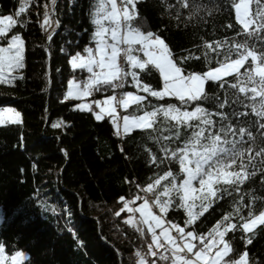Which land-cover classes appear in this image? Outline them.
Masks as SVG:
<instances>
[{
  "label": "trees",
  "instance_id": "obj_1",
  "mask_svg": "<svg viewBox=\"0 0 264 264\" xmlns=\"http://www.w3.org/2000/svg\"><path fill=\"white\" fill-rule=\"evenodd\" d=\"M20 1L0 0V16L12 15L18 21L5 34L7 38L1 39V45L6 46L13 35H20L24 41L23 79L0 82V108H13L20 114L19 123L0 127V246L7 255L27 253L24 264H134L151 234L127 224L120 197L125 202H140L149 184L156 185L152 198L174 182L178 186L183 173L178 156L172 153L184 147L192 128L177 126L176 121L159 113L151 128L118 135L109 118L97 121L92 111L74 110L77 102L65 100L68 83L84 82L88 74L72 69L69 60L78 52L86 55L85 47L94 49L91 12L104 0H30L24 12L16 16ZM239 1L139 0L134 3L136 15L129 26L159 35L184 75H203L220 67L219 62L226 64L238 58L235 51L228 55V49L237 43H254L255 50L260 51V40L248 36L251 30L259 31L258 24L244 31L235 19L234 4ZM249 1L250 17L255 19L256 13L264 10V0ZM185 3L200 5L199 11L186 8ZM46 10L53 23L42 28ZM260 37L264 39V32ZM129 69L136 72L139 85L128 75L123 93L141 96L138 103L143 108L138 110L137 103L132 104L123 110L124 115L138 117L168 103L188 111L198 106L141 92L144 85L153 91L162 89L159 72L151 65L145 69L132 67L126 60L124 71ZM253 69L248 60L239 71V82L237 74L222 80V86L220 82H207L209 100L199 106L210 112L213 120L219 121V112L226 113L235 126H239L237 121L258 120L252 107L255 103L259 110L261 98L252 91L246 75ZM253 75L258 83L259 78ZM234 83L238 84L235 89L231 87ZM240 86L248 91L240 92ZM111 94V87L101 85L100 91L91 93V99ZM217 101L225 107L219 108ZM54 123L60 126L53 128ZM235 139L239 141V136ZM256 146H260L258 138ZM248 155L245 152V158ZM256 162L254 174L238 188L217 185L215 189L222 186L221 191L191 225L185 223L187 216L178 193L171 196L173 203L164 212L166 224H178L206 240L227 216L236 228L223 237L229 244L226 260L246 255V264H264V225L249 234L241 226L246 222L241 217L247 218L249 210L254 215L264 211V166L259 157ZM238 165L239 159L230 168L239 171ZM166 172L169 175L165 176ZM223 188L228 191L223 192Z\"/></svg>",
  "mask_w": 264,
  "mask_h": 264
},
{
  "label": "snow or ice",
  "instance_id": "obj_2",
  "mask_svg": "<svg viewBox=\"0 0 264 264\" xmlns=\"http://www.w3.org/2000/svg\"><path fill=\"white\" fill-rule=\"evenodd\" d=\"M55 3V0H53ZM128 5H134V0H120L119 7L115 0H104L103 3H99L95 6V10L91 12V23L95 26V31L92 33V39L95 41V51L92 48L85 47L84 51L88 53L87 58H81L80 53H76L70 63L72 66L87 68L92 76L83 84L82 90L77 89V96H88L93 91H100L101 85H106L113 89L123 88V80L126 76L131 75L132 80L139 85L137 74L134 71L122 72L121 68L116 63L118 54L123 53L126 57L129 65L139 69H145L146 64L154 65L159 70V74L163 79V87L160 91H153L147 85H144V90L150 92L153 97L173 96L176 97L181 105H190L195 102L198 106L192 111L182 110L177 104L168 103L161 105L158 108H153L151 111H144L143 115L131 118L128 115L123 117V130L125 132L135 128H151L153 122L158 118L159 113H163L164 117H171L176 121L177 126L187 125L192 128V136L188 138L184 147L177 148L173 151V156H178L179 164L185 178L179 183L177 187L175 182L172 188L165 187L164 194L169 196V199L160 200L159 197L154 201L155 205L163 213L167 210L168 206L173 203L171 198L172 192H183L179 197L180 206L184 207L187 213L186 224L191 225L199 215L200 211H193L197 207L195 199H199V209L207 210L213 202L210 198L217 195V192L221 191V187L213 188V185H220L221 181L233 188H238L239 185L244 184L245 179L252 176L257 168L256 157L260 158V165L264 166V39H261L260 32H264V10H260L256 13L255 19L247 16V3L241 0V3L234 4L236 10V18L248 29L250 24H258L259 31L251 30L248 32V36L255 37L260 40V51L255 50L256 45L245 41L244 43L235 44L234 48L228 49V55L230 56L232 51L237 53L238 58L231 60L229 63H220V67L213 68L203 75L196 72H188L186 75H182V68L173 63L171 52L169 51L164 40L159 35H155L151 32H141L135 27H130L132 17L136 15V9L133 6L129 11ZM185 7L194 8L199 11L200 5H189L185 3ZM25 7L22 5L16 12V16H20L23 13ZM50 11L46 10L43 13V24L51 27L52 20H50ZM122 17V19H121ZM108 21V24L104 22ZM18 21L14 20L12 15L0 16V39H6L5 33L13 28ZM231 27V25H229ZM121 27L123 28L121 35ZM240 33H237L239 35ZM107 37H110L111 43ZM51 37L49 36V39ZM223 42H221L222 44ZM123 44L125 47H121ZM139 44L140 48L137 51H142L146 60H140L132 54V45ZM24 41L20 35H13L8 47H0V69L6 66L10 69L23 67V55ZM251 57L252 63L256 64L259 60L260 65L255 67L251 73H246L247 81L251 82L253 87L252 91L258 95L260 99L259 110L255 103L253 104L252 111L259 118L256 121H237L239 126H235L229 120V117L224 112H219V121L210 118L211 113L206 111L203 107H200L201 102L209 100L208 94L205 91V81H219L221 86L225 81L221 80V75H228L229 72H237V81L240 80V74L238 73L239 67L245 62V60ZM188 58H185L187 61ZM228 59V56H226ZM94 66L98 67L101 71H94ZM259 77V81L254 79V75ZM3 73L0 72V77ZM23 79V77H19ZM71 83V82H69ZM238 84H232L233 89L237 88ZM240 92H246L248 89L244 86L239 87ZM73 95L72 91H69L65 99H68ZM142 100L140 96H134L132 92H125L119 98L115 96H109L103 102L94 101L95 105L99 108L98 112H94L95 119L100 121L104 119L105 115H111L113 122L117 129L121 127L119 123H116V107L113 106V102L119 107L127 108L130 103H137L138 110L143 106L139 105V101ZM218 102V101H217ZM219 103V102H218ZM77 108L87 107L86 105H76ZM225 105L219 103V108L223 109ZM236 116H242L241 113H233ZM16 118H19V113H15ZM228 120L229 123L225 124L223 121ZM197 121L198 123L193 125L191 122ZM219 128L217 129V124ZM58 124H53L52 127H59ZM198 129V130H197ZM255 129V131H253ZM208 130V134L205 135V131ZM119 135V132H117ZM239 136V141L235 137ZM228 136H232L233 139H227ZM223 137V138H222ZM248 137V140H245ZM257 138L260 141V146H256ZM246 145V146H245ZM245 152L250 153L245 158ZM239 159V171L232 170L230 166L237 165ZM188 165H194L189 167ZM251 168L253 171L249 172ZM169 173H165V176ZM261 175H264V167L261 168ZM163 179V177H161ZM174 179V178H173ZM197 181L200 185L202 194L193 198V203H183L190 192H198L193 187L192 182ZM156 184L160 183V180L155 181ZM154 185L149 184L147 191H151ZM227 188H223V192H227ZM121 202L124 203V209H128L130 212H140L142 222L148 223V231L152 233V243L158 244L164 248L165 252H173L172 257L173 264H201L202 260L208 256L205 264H245V258L243 255L238 260L229 258L223 260L222 257L226 256L229 252V244L224 243L222 238L225 232L229 229H235L236 225L228 222L229 217L224 218L223 224H218L217 228L213 230L212 239L205 243L199 250L194 251L196 247L191 242H185L181 246L178 240H185V238H193L194 232L187 231L180 227L178 224H173L176 233H179V237L170 235L166 222L162 221V218L157 215H153L148 209V203L142 204L139 208H130L129 203L125 202L124 197H120ZM207 201V203L205 202ZM119 215V213H117ZM241 226L245 231H249L255 228L257 224L264 225V211H260L259 215H254L251 210L248 212V217ZM154 228L161 229L160 237L164 238L166 243H161L159 237L154 232ZM220 228L224 230L221 231ZM139 230V229H138ZM203 241V236L197 237ZM217 238H220V243L223 244V250L217 251L215 256H210L212 247L216 245ZM151 248V245H149ZM186 249V252L182 255L180 251ZM180 250V251H178ZM156 255V253H150ZM188 254H193V258H189ZM161 260L165 259L164 253H159ZM0 259H7L3 257V247L0 246ZM21 259V253L17 252L11 257V264H19ZM138 264H145L141 259ZM152 264H155L153 261Z\"/></svg>",
  "mask_w": 264,
  "mask_h": 264
},
{
  "label": "rangeland",
  "instance_id": "obj_3",
  "mask_svg": "<svg viewBox=\"0 0 264 264\" xmlns=\"http://www.w3.org/2000/svg\"><path fill=\"white\" fill-rule=\"evenodd\" d=\"M29 1H30V0H21V1H20V6H19V8H20L22 5L25 7V6L29 3ZM137 1H139V0H134V3L137 2ZM103 2H104V1H103ZM103 2H101V3H103ZM115 2L117 3V6L119 7L120 0H118V1L115 0ZM244 2L247 3V16H248L249 18H251V17H250V11H251L250 4H251V3H250L249 0H244ZM238 3H241V0H240ZM133 6H134V5H128V6H127V7L129 8V11H131V8H132ZM19 8H18V10H19ZM234 15H235V19H236V21L240 24V26L242 27V29H243L244 31H249V29H250V27H251V24L249 25L248 29H245V28H244V26H243V25L240 23V21H238L237 18H236V15H237V14H236L235 7H234ZM13 18H14V17H13ZM121 18H122V17H121ZM122 31H123V29H121V35H122ZM5 34H6V33H5ZM107 39L110 40V42H111L110 37H107ZM10 41H11V40H10ZM10 41L7 43L6 46H2V45H1V39H0V47H5V48L8 47ZM120 46H124V47H125V45H123V44H121ZM132 47L140 48V45H139V44H133ZM138 53L141 54V56H139V57H143L144 60L147 59L146 57H144V54H143L142 51H138ZM23 55H24V50H23ZM87 56H88V53H87L86 55H84V56H81V58H87ZM136 57L139 59L138 56H136ZM71 60H72V58L69 60V65H70V67H71L72 69H82V70H84V71L88 74V76H87V78H86V80H85L84 82L75 81V80H70V81H69V82H71V83H68L67 92H66V95H65V96L68 95L69 91H72V92H73V95L70 96L68 99H65V100H70V101H76V102H77V103L73 106V107H74V110L81 111V112L92 111V112H93V115H94V112H96V110H91V105H94V107H95L96 105H95L94 101H97V100H95V99L91 100V94L88 95V96H77V95L75 94L76 91H77V89H81V90H82L83 84H84V83H85V82H86V81L92 76V73H90V72L88 71L87 68H81V67H75V68H74V67L72 66V64L70 63ZM116 60H117V59H116ZM248 60L251 61V64L253 65L254 68L257 67V66H259V65L257 64V62H256V64H253V63H252V58H251V57H248V58L245 60V62L239 67V69H238V73H239V71L242 69V67L247 63ZM142 61H143V60H142ZM23 62H24V60H23ZM116 63H117V62H116ZM146 65H151V64H146ZM146 65H145V66H146ZM151 66H153V67L155 68L154 65H151ZM94 68L97 69L96 71H98V68H97V67L94 66ZM124 68H125V65H124ZM22 69H23V67H22V68H16V69H10V68H8V67L6 66V63H5V66H4L2 69H0V72L3 73L2 77H0V82L12 83L14 80H16L17 78L20 77V73H21V70H22ZM155 69H156V68H155ZM157 71L159 72L158 69H157ZM124 72H125V71H124ZM236 74H237V72H229L228 75H221V80H224V79L229 78V77H231V76H233V75H236ZM182 75H184V74L182 73ZM159 76H160V74H159ZM256 77H258V76H256ZM160 78H161V81H162V87H163V79H162L161 76H160ZM258 78H259V77H258ZM207 82H213V83H215V82H219V81L206 80V81H205V84H206ZM111 89H112V88H111ZM140 91H141V92H144V93L148 92V91H145L144 88H141ZM112 93H113V90H112ZM133 95H134V96H139V95H137V94H133ZM150 95H151V94H150ZM110 96H113V95H110ZM108 97H109V96H107V97H103V99H107ZM140 97H141V96H140ZM165 97H168V98L170 97V98H173V99L178 100L176 97H173V96H163V97H156V98L161 99V98H165ZM103 99H102V100H103ZM98 101H100V100H98ZM77 104H80V105H86L87 107L77 108V107H76ZM113 106H114V104H113ZM96 107H97V106H96ZM97 108H98V107H97ZM121 108H122V111L126 109V108H123V107H121ZM15 113H18V112H17L15 109H13V108H9V107H8V108H0V127H1V126H4V125H7V124H15V123H19V122H20V114H19V118L17 119L16 116H15ZM162 114H163V113H162ZM116 115H117V112L115 113V116H116ZM94 117H95V115H94ZM109 117H110V120H111L110 122H111V124H112V126H113L114 131L117 132V131H119V129H121L123 132H125V131L123 130V121H122V123H121V127H122V128L120 127L119 129H117L116 126H115V124H114V122H113V118H112V116H109ZM129 117L131 118L132 116H129ZM138 117H139V116H138ZM170 118H171V117H170ZM116 123H117V122H116ZM147 129H148V128H147ZM136 130H145V128H135V127H133V128L130 130V132H131V131H136ZM130 132H128V133H130ZM188 166H189V167H194V165H188ZM181 171H182V173H183V179H184V178H185V173L183 172L182 169H181ZM221 184H226V183H225L224 181H221V182H220V185H221ZM192 185H193V187L196 188L197 190H200V185L198 184L197 181H193V182H192ZM178 186H179V185H178ZM178 186H177V187H178ZM216 186H217V185L214 184V185H213V188L215 189ZM155 188H156V185H154V187H153V189H152L151 191H147V190H146L145 193H144L145 196L143 197V199H142L140 202H138L137 199H132L131 201H128V203H129V207H130V208H139L142 204H145V203L147 202V203H148V209L152 212V214H153V215L160 216V217L162 218V221H165V219H164V212H163V213L160 212V209L155 205L154 201L157 199V197H159L160 200L169 199L170 197H169V196H166V195L164 194V190H163L161 194L157 195L155 198H152V193H153V191L155 190ZM169 188H172V186L169 187ZM203 191H206V189H205V190H200V191L195 192V193L190 192V193L188 194V197L186 198V200H185L183 203H188V204L193 203V198H195L196 196L202 194ZM174 194H176V192L173 191L172 194H171V196H174ZM182 194H183V192L178 193V197H180V195H182ZM214 198H215V196H214V197H211L210 199L213 200ZM178 199H179V198H178ZM194 202H195V204L197 205V207L194 208L193 211H200V212L203 214L206 210H201V209H199V203H200L199 199H195ZM205 202L207 203V201H205ZM179 203H180V201H179ZM123 204H124V203H123ZM123 207H124V205H123ZM181 208L184 210L185 215L187 216V213H186L184 207L181 206ZM124 211H125L126 214H127V217H126L125 220H126V222H127L128 225H132V226L138 228L139 230L144 231L145 233H149V234H151V238H150V242H149V244L145 246V250H144V252H141V253L136 254V257H135V259H134V264H138V262H139L141 259L144 260L145 264H152L153 261L155 262V264H173L172 257H173V255H174V253L171 252V251H169V252H165V250H164L163 247L158 246V244H153V243H152V233H150V232L148 231V227H149V225H148V223H143V222H142V218H141V214H140V212H135V213H133V212L128 211V209H124ZM202 214H201V215H202ZM136 215H137V216H136ZM199 216H200V215H199ZM199 216H198V217H199ZM1 221H2V218H1V211H0V223H1ZM172 225H173V224H171V225H167V224H166V227H168V229H169V233H170V235H173L174 237H179L180 234H179V233H176L175 228H173ZM259 226H261V224H257L255 228H252V229H250L249 231H245L243 228H242V230H243L244 233L249 234V233L253 232V231H254L257 227H259ZM216 228H217V226H216L214 229H216ZM214 229H213V230H214ZM153 230H154V232L157 234V236L159 237V241H160L161 243H166V242L164 241V238L159 236V234H160V232H161V229H159V228H154ZM213 230H212L210 233H212V234L214 235ZM220 230L223 231L224 229H223V228H220ZM230 230H231V229H229L228 231H230ZM228 231H226L225 234H226ZM185 233H186V231H185ZM210 233L208 234V237H209V238H207L206 240L203 239V241H202L201 239L197 238L196 236H194L193 238H185V240H178V243L182 246L183 243H185V242H191V243H193V244L196 246V247H194V251H196V250H199L200 247H203L205 243H208V242L212 239V235H210ZM223 237H224V236H223ZM222 240H223V242H224V239H223V238H222ZM219 241H220V238H217V243H216L215 246L212 247L211 253L209 254L210 256H215V254H216L217 251H222V250H223V244L220 243ZM224 243H225V242H224ZM149 245H151V248L149 247ZM178 251H180V250H178ZM152 252L156 253V255H152V254H150V253H152ZM162 252H163L164 255H165V259H163V260H161L160 255H159V253H162ZM185 252H186V249L183 250V251H180V254L183 255ZM16 253H17V252H16ZM16 253H15V254H16ZM19 253H21V259H20L19 264H24V262H25L26 259H27V253H25V252H23V251H19ZM15 254L7 255V254L5 253V251H4V249H3V257L7 259V264H11V257L14 256ZM226 256H227V255H226ZM226 256L222 257V259H223V260H226ZM243 256H244V258H245V264H246V262H247L246 255H243ZM188 257L194 259L193 254H188ZM207 259H208V256L205 257V260H202V261H201V264H205V261H206ZM0 264H5V260H4V259H0Z\"/></svg>",
  "mask_w": 264,
  "mask_h": 264
},
{
  "label": "built area",
  "instance_id": "obj_4",
  "mask_svg": "<svg viewBox=\"0 0 264 264\" xmlns=\"http://www.w3.org/2000/svg\"><path fill=\"white\" fill-rule=\"evenodd\" d=\"M122 28V27H121ZM123 29V28H122ZM121 47H124V46H121ZM133 51L132 52H135L137 53V48L136 47H132ZM126 57L123 55V53H120L118 54L117 56V65L121 68L122 72H124V65H125V62H126ZM94 71H96V69L94 68ZM124 82V80H123ZM113 96L119 98L122 94H123V88H117V89H113ZM114 107H116V112H117V120L116 122L117 123H121V121L123 120V115L121 114V110H120V107L118 105L115 104L114 102ZM94 106H92V110H94Z\"/></svg>",
  "mask_w": 264,
  "mask_h": 264
},
{
  "label": "crops",
  "instance_id": "obj_5",
  "mask_svg": "<svg viewBox=\"0 0 264 264\" xmlns=\"http://www.w3.org/2000/svg\"><path fill=\"white\" fill-rule=\"evenodd\" d=\"M105 24H108L109 22L108 21H105L104 22ZM109 43H111L110 42V40H109ZM93 51H95V47H94V49H93ZM98 68V67H97ZM101 70L98 68V71H96V72H100ZM95 100H100L101 102H103L105 99H96V98H94ZM91 100H93V99H91ZM76 102V101H75ZM140 102V101H139ZM132 104H135V103H130L129 105H128V107L129 106H131ZM92 106V105H91ZM94 106V105H93ZM95 108H96V112H98L99 111V108H97L96 106H95ZM86 112H88V111H86ZM109 116H111V115H105V117H109ZM122 128V127H121ZM117 132H119L120 134H127L128 132H130V131H128V132H123L121 129H119V131H117ZM137 216V215H136Z\"/></svg>",
  "mask_w": 264,
  "mask_h": 264
},
{
  "label": "water",
  "instance_id": "obj_6",
  "mask_svg": "<svg viewBox=\"0 0 264 264\" xmlns=\"http://www.w3.org/2000/svg\"><path fill=\"white\" fill-rule=\"evenodd\" d=\"M55 34V32H53L51 35H50V37H52L53 35ZM50 39H49V37H48V41H49Z\"/></svg>",
  "mask_w": 264,
  "mask_h": 264
}]
</instances>
